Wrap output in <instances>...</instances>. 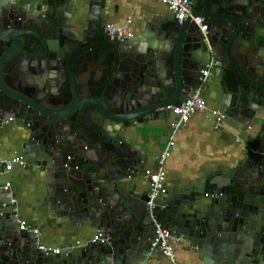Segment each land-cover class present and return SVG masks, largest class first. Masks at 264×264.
Segmentation results:
<instances>
[{"label": "water", "instance_id": "1", "mask_svg": "<svg viewBox=\"0 0 264 264\" xmlns=\"http://www.w3.org/2000/svg\"><path fill=\"white\" fill-rule=\"evenodd\" d=\"M38 1L33 0L31 10L37 11ZM191 2L193 16L205 19L207 32L191 19L178 24L172 13L152 17L132 38L112 39L106 31L111 13L101 0H51L48 23L33 18L37 35H32L43 50H52L49 29L65 41V28L72 23L79 27V43L97 40L93 46L99 56L93 61L100 71L107 60L113 64L106 77L99 76L96 92L79 105L74 100L83 98L79 88L71 86V96L63 102L54 88L55 72L26 64L35 88L17 83L20 94L51 113L38 116L26 101L16 116L25 135L22 157L44 174L49 210L81 232L102 231L111 239L45 255L38 236L20 229L12 197L0 189V264H147L159 252L154 246L156 224L214 264H264V18L250 0ZM4 5L0 0V9ZM65 13L71 14L69 20ZM4 57L9 64L8 51ZM213 59L221 64L223 125L240 133L249 128L248 150L215 181L208 177L193 187L168 188L155 201L152 218L145 187L147 159L137 141L152 142L164 134L172 114L167 107L187 100ZM49 60L44 61L47 68ZM7 75L4 70L0 90L9 98L15 86ZM60 102L61 110L49 107ZM1 110L8 114L5 102ZM64 110L82 114L85 132L80 141L58 115ZM7 118L0 119V133ZM70 154L74 164L67 159Z\"/></svg>", "mask_w": 264, "mask_h": 264}, {"label": "crops", "instance_id": "2", "mask_svg": "<svg viewBox=\"0 0 264 264\" xmlns=\"http://www.w3.org/2000/svg\"><path fill=\"white\" fill-rule=\"evenodd\" d=\"M91 0H84L88 3ZM111 13L109 23L117 26H129L134 35L142 30V25L152 17L172 14L159 0H101ZM79 6V5H78ZM130 21V22H129ZM129 23V25H127ZM222 74L216 71L204 87V97L210 109H220L222 92ZM170 122L165 125L162 135L158 133L154 141L139 140L144 149L147 166L152 165L171 142V156L167 161V189L171 187H193L208 177L219 179L225 170L235 167L245 157L248 150L246 141L250 130L240 133L233 126L216 125L207 113L195 114L188 124L174 132ZM158 125L159 123L153 122ZM22 123L15 122L0 133V157L23 156ZM17 165L8 173L0 174V187L11 183L10 196L17 200V211L21 219L39 230L38 242L61 250V254L74 251L92 242L96 230L81 232L77 227L63 222L52 213L47 205V187L44 174L38 166L29 163ZM146 170V169H145ZM149 188L148 180L145 187ZM79 241L80 245L76 246ZM177 257L182 264H214L212 260L198 257L189 245L181 242L177 248ZM147 264H169L158 252Z\"/></svg>", "mask_w": 264, "mask_h": 264}, {"label": "flooded vegetation", "instance_id": "3", "mask_svg": "<svg viewBox=\"0 0 264 264\" xmlns=\"http://www.w3.org/2000/svg\"><path fill=\"white\" fill-rule=\"evenodd\" d=\"M251 6L255 8L257 15L261 20L264 18V0H250ZM33 0H5V7L0 9V79L4 75V70L7 72L9 81L15 86V90L11 92V97H6L0 90V119H7V127L15 122H19L16 118L17 114L21 111L19 108L23 107V102L29 101L32 106L37 110V115H41L48 112L47 109H43L39 104L32 103L27 95L20 94L17 88V83L21 84L25 82L28 87L35 88V76L27 68L28 63L36 64L44 69H51L55 72V87L61 94L62 101H68L71 86L79 88V92L83 95V98L76 96L75 102H82L83 104L90 99V94L96 92L98 88V78L106 77L110 70L113 68L111 60H107L102 66V72L99 69V65L93 60L99 56L96 50L97 40L90 38L88 42L79 43V27L65 28L68 39L62 41L59 33L56 29H49L48 36L51 38L52 50L49 53L47 50H43V46L34 35H37L34 30L35 24L31 21L33 18L39 20L42 25L48 23L49 9L47 8L51 0H39L34 4L37 5V11L31 10ZM79 16V10L76 11ZM65 16H71L70 13H65ZM66 18V17H65ZM28 28H31L29 30ZM209 29V27H208ZM34 34V35H32ZM109 35V34H108ZM111 37V36H110ZM112 38V37H111ZM115 39V38H112ZM26 45H30L33 48H37V52L33 48H28ZM8 51V56L11 57V61L7 64L5 57L2 60V55ZM30 54V57H29ZM49 57L50 66L47 68L45 61L46 57ZM6 66V68H5ZM6 103L8 108V114L4 115L1 107L3 103ZM63 103H57L49 105L50 108L61 110ZM67 110L58 111V115L63 117V121L67 127L71 130L73 137L77 140H81L82 134L85 129L80 123L82 114L74 112H68ZM172 115V114H171ZM85 122L89 120L88 116H83ZM91 125L92 122L89 121ZM6 130V129H5ZM73 154H70L67 159L74 164ZM79 162L82 158H77ZM25 161V160H24ZM78 169H87L85 166H79ZM147 190L149 188L147 186Z\"/></svg>", "mask_w": 264, "mask_h": 264}, {"label": "built area", "instance_id": "4", "mask_svg": "<svg viewBox=\"0 0 264 264\" xmlns=\"http://www.w3.org/2000/svg\"><path fill=\"white\" fill-rule=\"evenodd\" d=\"M165 5L172 13L175 14V19L178 24H183L188 19H191L202 32H207L208 25L205 24L203 17L193 16V8L191 0H159ZM130 22V21H129ZM129 25V23L127 24ZM106 31L112 38L129 39L134 36L133 30L129 26H117L113 23L106 25ZM221 64L219 60L213 59L210 64L200 72V85L193 92L190 93L187 100L178 105H170L167 108L172 111L174 120L171 121V128L174 132H177L183 128L193 115L207 113L212 121L216 122V125H222L226 118L225 114L218 109H210L208 103L204 97V87L206 86L209 78L214 72H220ZM171 142L168 143L164 151L158 155L154 163L147 166L145 170V178L149 183V201L147 202V210L152 218L154 216L155 201L161 196L167 193V161L171 156L170 152ZM25 161L22 156H13L10 158L0 157V174L8 173L14 169L17 165H24ZM5 192L11 191V183L6 182L0 187ZM12 212L16 215L18 222L20 223V229L25 232L32 233L39 236L38 229L31 227L25 220L21 219L18 215L16 208L17 200L11 199ZM111 239L109 234L98 231L92 242H107ZM154 246L159 247V252L166 258L169 264H182L177 257L178 245L182 242V238L174 235L169 230L162 227L160 224H156ZM80 242H76V246H79ZM39 250L45 255H59L61 250L51 246L43 245L39 243Z\"/></svg>", "mask_w": 264, "mask_h": 264}]
</instances>
